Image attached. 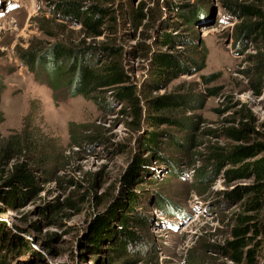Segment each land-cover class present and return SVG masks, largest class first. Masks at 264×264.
Segmentation results:
<instances>
[{
  "label": "rangeland",
  "instance_id": "rangeland-1",
  "mask_svg": "<svg viewBox=\"0 0 264 264\" xmlns=\"http://www.w3.org/2000/svg\"><path fill=\"white\" fill-rule=\"evenodd\" d=\"M232 2H252L264 14V0L112 1L117 9L113 35L122 46L131 81L138 85L151 78L149 57L154 49L179 52L187 63L165 87L152 90L153 95L189 96L186 106L169 114L184 116L183 123L158 126L141 120L137 127L129 108L68 96L60 88L64 85L50 87L45 71L39 69V78L20 59L31 43L46 45L61 35L79 36L80 21L57 17V5L50 0H0V134L20 132L24 118L31 116L41 135L60 145L59 159L48 175L38 174L37 192L16 198L13 207L0 200V228L25 244L9 264H264L263 234L247 233L241 261L222 249L235 238L231 228L242 211L232 191L251 180L228 182L222 173H209L201 184L197 179L211 146L227 142L220 131L236 126L233 117L246 116L253 138L264 142V40L253 32L239 34V25L254 17L236 14ZM139 5L145 16L135 26L131 13ZM190 10L196 13L192 22L179 14ZM53 18L65 21L63 34L45 31V26L56 28ZM163 32L172 39L160 45ZM203 47L202 66L190 65L189 52ZM70 123L89 125L99 141L76 147ZM151 131L159 132L155 153L142 144ZM155 154H160L159 160ZM135 158L143 166L130 184L137 199L130 207L116 209L125 225L118 216L111 237L88 247L90 220L126 192L121 177ZM205 170L211 171L209 166ZM249 249L255 250L251 260Z\"/></svg>",
  "mask_w": 264,
  "mask_h": 264
},
{
  "label": "trees",
  "instance_id": "trees-1",
  "mask_svg": "<svg viewBox=\"0 0 264 264\" xmlns=\"http://www.w3.org/2000/svg\"><path fill=\"white\" fill-rule=\"evenodd\" d=\"M112 1L50 0L57 5L55 9L57 17L69 19L68 16H71L72 19L80 21V35L75 37L61 35L46 45L31 43L21 51L20 59L38 77L40 70L45 71L50 87L64 85L60 88L63 87L68 96L82 95L84 98L92 99L96 104H107L113 101L123 108H129L137 127L141 120L158 126L175 122L183 123L181 118L184 116L175 117L169 114L186 106L189 96H174V92L172 95H164V93L153 95L152 93V90L165 87L179 71L186 68L187 63L182 61V54L161 49L152 50L149 57L152 65L151 78L147 83L138 85L131 81L122 61V46L115 41L113 35L117 24V9L112 7ZM232 6L231 9L236 14H239L238 11L248 17H254L239 25V34L253 32L264 40L263 12L252 2H232ZM142 7L139 5L132 10L131 15L135 26L145 16ZM179 14L188 22L196 18L194 10ZM52 21L56 30L45 26V31L54 36L58 32L63 34L64 29L67 28L65 21L54 18ZM106 31H108L107 34ZM102 35L105 36L103 39H95ZM89 37L92 40H89ZM171 39L172 36L169 33L163 32L160 45L169 43ZM192 52H189V64L194 67L202 66L206 53L204 47L199 52L194 49ZM212 89L208 88L209 91ZM54 97L56 99V96ZM246 118L242 116L240 119L236 117L231 119L232 123L236 121V126L224 127L220 131L227 138V142L213 144L209 149L207 163L197 170L198 183L206 181L209 173L217 175L222 173L228 182L240 179L251 180L249 184L232 191L242 211L236 214L235 224L231 228L235 238L227 240L222 249L235 261L242 259V250L248 245L246 238L248 232L253 231L254 237L264 235L262 223L264 220V142L253 138V128L245 121ZM1 121L2 113L0 112ZM71 126V129L75 128V132L70 130V138L76 147L81 146L82 142H95L100 139L91 128H87L89 125L71 124ZM36 127L32 117L27 116L24 118L20 132L13 131L7 136L0 134V200L7 201L9 207H13L11 203L16 198L37 192L40 181L38 174L40 173L43 176L41 178H44L48 175L51 165L57 163L59 159L60 145L55 139L44 138ZM80 128L84 130L82 135L76 132ZM158 134L159 132L151 131L146 140H143L142 144L150 153H155ZM155 155L156 160H159L160 154ZM257 156L260 157L257 158ZM206 165L211 169L210 172L205 170ZM132 166V169L129 168L121 177V183L123 187H126V192L121 191L116 201L110 204L104 213L96 214L90 220L85 235L88 247L96 248L103 238L111 237L115 232L112 221L118 216V222L125 225L124 216L116 213V209L130 207L137 199L138 195L130 189V184L143 169L142 160L135 158ZM69 206H72L71 201ZM252 213L255 214L252 215ZM137 223L143 222L137 221ZM121 241L120 245L124 248L126 241L125 239ZM24 245L17 236L10 239L5 228H0V264H9L12 257L18 255ZM246 251L248 260H251L255 250Z\"/></svg>",
  "mask_w": 264,
  "mask_h": 264
}]
</instances>
